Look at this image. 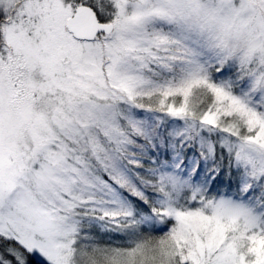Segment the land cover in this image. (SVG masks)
<instances>
[{"label": "snow or ice", "instance_id": "snow-or-ice-1", "mask_svg": "<svg viewBox=\"0 0 264 264\" xmlns=\"http://www.w3.org/2000/svg\"><path fill=\"white\" fill-rule=\"evenodd\" d=\"M0 264H264V0H0Z\"/></svg>", "mask_w": 264, "mask_h": 264}]
</instances>
